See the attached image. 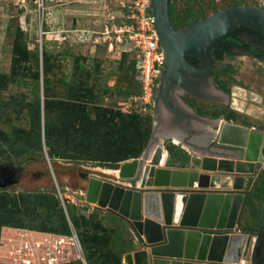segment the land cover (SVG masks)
Listing matches in <instances>:
<instances>
[{
	"label": "rangeland",
	"instance_id": "rangeland-1",
	"mask_svg": "<svg viewBox=\"0 0 264 264\" xmlns=\"http://www.w3.org/2000/svg\"><path fill=\"white\" fill-rule=\"evenodd\" d=\"M171 1L173 4L171 20L176 28L189 26L194 19H203L218 10L234 6L235 3L264 7V0ZM128 2L129 0H0V73L11 72L13 44L17 30L22 28L27 43L31 49L39 52L41 61L44 48L49 47L51 50V67L48 73L52 80L48 90L51 98L68 97L70 85L67 81L72 79L73 69L80 67L86 70L82 77L84 85L94 88L97 94V98L91 103L114 107L121 111L118 108L119 102L136 91V71L132 61L134 56L128 52V45L118 40L119 33L115 27H112V23L119 25L128 21ZM236 37L241 41L250 42L256 35L250 30L243 29ZM228 43L232 42L223 43L222 48H226ZM260 45L264 48V43ZM210 55L215 59V70L231 65L228 73L220 77L222 80H227L226 85L232 87L230 93H235V87L239 86L245 89L247 94H257L261 102L252 101L249 95L247 100L239 97V106L244 109L242 112L232 108L228 92L224 91L227 94H223L224 92L215 91L219 101H222L217 103L207 102L186 93L180 103L183 110L187 112L185 106L188 104L193 115L203 117L204 123H213L214 127L217 125L216 119L227 121L232 110L238 117L237 123L245 120L249 125H255L264 131V59L257 58L240 48H232L231 54L226 53L223 58H216L213 53ZM40 69L43 71V66ZM26 80L9 82L8 88L1 93L0 113L4 114L0 116V127L9 132L13 127L29 128L30 126L24 117L17 118L14 112V108L17 107L15 101L21 98L29 101L34 98L33 79L31 77ZM45 98L44 82L41 79V101L44 102ZM3 101L7 102L6 106L3 105ZM164 110V121L157 126V133L165 136L167 126L172 123V117L165 107ZM9 112L12 115H8ZM134 114L147 118V115L139 112ZM152 124L153 130L149 142L139 156H143L151 146L146 155V164L149 153L158 145L157 142L153 143L154 117ZM196 128L201 130L203 135L208 133L200 127L199 121L196 122ZM175 139L179 143H174L166 136L164 138L163 144L167 149L165 162L176 167L192 166L191 156L194 150L191 146L180 142L178 138ZM67 156L52 157L48 147H45L41 153L14 156L10 161L3 160L0 164H10L16 174L15 182L4 189L13 193L54 190L63 206L59 193L61 190L64 196H69L66 197L65 202L67 211L68 206L74 204L78 212L86 216L94 215L104 228L102 231L99 230V233L110 237L101 246L99 254L103 256L105 252V255L110 254L115 259L120 257L124 264L126 252L136 249L137 238L131 225L117 214L89 203L86 194L88 178L92 175L135 185V182L121 179L118 171L123 162L132 159L107 164L85 158H71L72 155ZM262 172L264 167H260L258 174L249 179L245 196ZM263 206L264 198L258 201L260 217L256 224L253 223L254 219L247 207H242L239 217L242 232L258 234ZM84 253L86 256L85 248ZM105 259L106 256L101 257L97 264H102ZM86 261L89 264L87 256ZM247 263L251 261L245 264ZM74 264H82V262L77 261Z\"/></svg>",
	"mask_w": 264,
	"mask_h": 264
},
{
	"label": "water",
	"instance_id": "water-1",
	"mask_svg": "<svg viewBox=\"0 0 264 264\" xmlns=\"http://www.w3.org/2000/svg\"><path fill=\"white\" fill-rule=\"evenodd\" d=\"M152 10L167 58L161 90L181 71L204 74L206 70L189 58L208 54L240 28L264 38L263 6H229L183 28L171 22L170 0H152ZM162 96L158 92L153 139L164 121L159 112ZM228 98L233 109L244 111L234 93ZM215 121L216 132L184 140L179 134L182 127L167 126L166 137L176 143L172 137L178 136L193 147L190 167L167 164L162 144L147 164L151 146L143 156L122 163L119 177L135 185L97 175L88 178L87 201L128 221L136 235V249L125 254L124 263L255 264L256 249L260 242L264 246V206L257 235L242 232L239 217L246 181L264 167V131L234 121ZM193 139L209 145L198 146ZM15 175L10 164H0V189L14 183Z\"/></svg>",
	"mask_w": 264,
	"mask_h": 264
},
{
	"label": "trees",
	"instance_id": "trees-1",
	"mask_svg": "<svg viewBox=\"0 0 264 264\" xmlns=\"http://www.w3.org/2000/svg\"><path fill=\"white\" fill-rule=\"evenodd\" d=\"M234 5H239L235 3ZM173 4L170 0V18H172ZM200 18L194 19V22ZM172 22V20H171ZM191 23V24H192ZM173 24V23H172ZM227 36L220 44L211 49V53L219 58L226 53L231 54L232 43H243L236 36L243 30ZM252 31V30H250ZM254 32V31H253ZM228 43L226 48L222 44ZM255 57L264 59V49L252 47ZM131 54V53H130ZM51 50L45 47L41 61L39 52L31 49L25 39V31L19 28L13 44L12 67L10 74L0 73V99L3 90L8 88L9 82L27 81L32 77L34 98L27 101L21 98L15 101L14 108L17 118L24 117L30 124L29 128L13 127L9 132L0 127V162L10 161L13 157H21L42 152L48 147L52 157L85 158L101 163H119L127 159L139 157L144 151L153 130V116L143 118L138 114H128L116 110L114 107L91 103L97 98L94 88L84 85L82 77L85 69H73V77L67 81L70 93L67 98L54 99L48 94L51 78L48 76L51 67ZM135 69L136 60L133 58ZM43 66V71H41ZM231 69L226 65L214 70L215 82L221 90L230 93L231 86L227 80L220 79ZM136 71V69H135ZM29 77V78H28ZM41 79L44 82L45 100L41 101ZM66 81V80H65ZM136 91L139 87L136 81ZM6 106L7 102L3 101ZM92 104V105H91ZM1 114L4 113H0ZM8 115H12L11 112ZM228 120L237 121L238 117L231 110ZM239 122V121H238ZM242 124L250 126L247 121ZM264 198V172L257 182L247 191L244 207L250 211L254 224L259 221L260 211L258 201ZM69 216L78 232L81 243L87 252L89 264H97L101 257L106 256L102 264H122V258H114L108 254H99L101 246L109 240L108 235L100 234L103 226L94 215L78 212L74 204L68 206ZM21 227L42 231H53L68 234L71 232L65 209L61 201L52 191H34L13 193L0 190V234L2 228ZM263 243L260 242L256 254H262ZM1 264V263H0Z\"/></svg>",
	"mask_w": 264,
	"mask_h": 264
},
{
	"label": "built area",
	"instance_id": "built-area-1",
	"mask_svg": "<svg viewBox=\"0 0 264 264\" xmlns=\"http://www.w3.org/2000/svg\"><path fill=\"white\" fill-rule=\"evenodd\" d=\"M118 40L128 45L135 60L139 92L120 101L124 113L156 114V98L161 78L167 68V58L156 28L152 0H129L128 21L116 25ZM109 30V29H108ZM253 128H257L253 126ZM199 186L195 184V188ZM71 232L68 234L30 228H2L0 262L4 264H87L84 248L66 208V197L59 190ZM74 202V200H72ZM241 261V264H245ZM127 264V263H124Z\"/></svg>",
	"mask_w": 264,
	"mask_h": 264
},
{
	"label": "flooded vegetation",
	"instance_id": "flooded-vegetation-1",
	"mask_svg": "<svg viewBox=\"0 0 264 264\" xmlns=\"http://www.w3.org/2000/svg\"><path fill=\"white\" fill-rule=\"evenodd\" d=\"M250 32L256 35L255 38L251 39L252 41H242L243 43H232L230 44V46H233V48H240L241 50H245L249 54L255 56V52L251 49L250 46L264 49L260 45L264 43V38L256 32ZM210 54L211 50L208 54L202 55L200 57L189 58V61L192 64L206 70L204 74L190 75L181 71L180 74L170 79L169 85L165 87L164 90H161L162 80L159 85L158 92L163 93V109L161 108L159 110L161 117L163 118L165 116V107L166 110L169 111L168 114L172 117L171 124L181 127L184 126L188 136L191 135L192 137H199V134H201L202 131L196 128V122L201 120V118L203 117L191 115L188 112L184 111L180 103L181 101H183L182 96H184L186 93L192 94L202 100L211 103H217L219 101V97L215 94L214 90L215 86L218 87L215 83L214 74V70L216 68L214 64L215 59H212ZM215 56L216 58H219L217 55ZM254 263L264 264V247L262 250V254L259 255L255 253Z\"/></svg>",
	"mask_w": 264,
	"mask_h": 264
},
{
	"label": "crops",
	"instance_id": "crops-1",
	"mask_svg": "<svg viewBox=\"0 0 264 264\" xmlns=\"http://www.w3.org/2000/svg\"><path fill=\"white\" fill-rule=\"evenodd\" d=\"M216 89V88H215ZM215 91H217V90H215ZM219 93H223L224 91H222L220 88H219ZM223 94H227V93H223ZM185 109H187V112L190 114L191 113V115H193L192 113V111H191V108L189 107V105L188 104H186V106H185ZM203 120H205V119H201V120H199V125H200V127H202V129H204V131H207L208 133H214V132H216V128H218V125H216L215 127L214 126H212V124L213 123H204V121ZM222 120V119H221ZM226 121V120H225ZM227 121H233V120H227ZM234 122H238V121H234ZM204 124H206V125H204ZM242 124V123H241ZM253 126H255V125H250L249 127H251V128H253ZM179 127H181V126H179ZM182 130H180L179 131V134H180V136H181V138L184 140V139H187L188 138V134H187V131H186V129H185V127L184 126H182V128H181ZM256 129H258V128H256ZM259 130H261L262 131V129H259ZM193 143L194 144H196V145H198V146H203V145H209L208 143H204V142H202V141H200V140H197V141H195L194 139H193ZM188 146V145H187ZM192 149H193V147H192ZM194 149H195V147H194ZM190 151V150H189ZM188 167H190V166H188ZM259 170H260V168H259ZM258 170V171H259ZM249 186V179H247V181H246V188ZM245 202V201H244ZM243 206H244V204H243ZM131 251H133V250H128L127 252H126V254L128 253V252H131Z\"/></svg>",
	"mask_w": 264,
	"mask_h": 264
},
{
	"label": "bare ground",
	"instance_id": "bare-ground-1",
	"mask_svg": "<svg viewBox=\"0 0 264 264\" xmlns=\"http://www.w3.org/2000/svg\"><path fill=\"white\" fill-rule=\"evenodd\" d=\"M235 93V96L237 97V98H243L244 100H247L246 98H247V96L249 95L250 96V99L252 100V101H256V102H261V99L259 98V96L257 95V94H255V93H252V94H247L246 93V91H245V89H242V88H240L239 86H236L235 87V91H234ZM235 102H237V100L235 101ZM239 104V103H238ZM251 108V107H250ZM255 108V107H254ZM254 110V109H253ZM252 111V110H251ZM164 138H165V136L164 135H162V134H160V133H157L156 135H155V139H154V141H153V143L154 142H157L158 143V145H156L152 150H151V152L149 153V157H148V161H147V163L149 162V160L151 159V158H153V156H154V154H155V151H156V149H157V147L159 146V145H162L163 144V142H164ZM172 138H174V140H175V142L176 143H179V141L177 140V139H175V138H178L179 140H180V138L178 137V136H173ZM180 142H181V140H180ZM147 159V158H146ZM197 183V185L199 186V184H198V182H195V184ZM194 187H195V185H194Z\"/></svg>",
	"mask_w": 264,
	"mask_h": 264
}]
</instances>
